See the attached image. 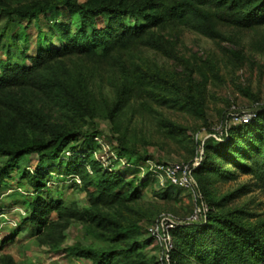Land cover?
Masks as SVG:
<instances>
[{"label": "rangeland", "instance_id": "1", "mask_svg": "<svg viewBox=\"0 0 264 264\" xmlns=\"http://www.w3.org/2000/svg\"><path fill=\"white\" fill-rule=\"evenodd\" d=\"M34 1L49 0H0V67L10 56L29 65L28 59L37 55L40 30L49 34L44 46H61L58 38L51 37V28L70 21L66 11L47 12L40 29L18 18L8 22L2 12ZM98 1L139 4L144 0ZM208 11L212 30L198 31L171 20L154 22L142 36L114 45L106 54L67 53L45 64L36 84L0 92L1 142L25 137L33 125L32 108L41 111L51 127L39 130L40 134L59 130L76 136L50 165L56 171H46L47 187L41 197L135 228L131 235L109 241L102 228L71 221L58 243H43L25 220L27 204L35 194L23 176L35 171L37 159L26 156L0 184V264H94L70 251L78 245L123 253L110 264H171L173 229L160 228L153 236L152 228L164 220L203 225L200 200L206 199L243 227L264 232V185L256 175L223 165V173L193 176L195 186L181 189L150 170L149 163L202 161L207 138L220 141L224 125L237 126L240 118L245 122L264 109V23L240 27L219 20V9ZM124 21L128 26L135 23ZM105 26L106 19L98 18L97 28ZM189 98L200 103L202 115L195 113ZM260 121L264 123V118ZM171 124L185 131L173 130ZM60 162L89 173L98 164L100 170L122 176L121 198L91 207L85 184L79 177L59 173ZM3 163L0 157V167ZM48 220H56V215L50 214ZM183 264L196 261L187 256Z\"/></svg>", "mask_w": 264, "mask_h": 264}, {"label": "trees", "instance_id": "2", "mask_svg": "<svg viewBox=\"0 0 264 264\" xmlns=\"http://www.w3.org/2000/svg\"><path fill=\"white\" fill-rule=\"evenodd\" d=\"M214 5V6H211ZM208 8L219 9L217 18L222 22L240 27H251L264 23V0H144L139 4L122 1L77 0L34 1L23 7L2 10L8 22L14 18L34 22L39 29L42 16L51 10L66 11L70 21L53 25L51 37L58 38L59 47L44 46L49 34L38 31L37 55L29 58V65L14 60L10 56L0 67V92L11 87L36 84L39 71L54 58L65 54H84L92 51L108 53L114 45L137 39L152 26L165 20L178 21L203 32L212 30L211 14ZM106 19L104 28H97L98 18ZM124 18L132 19L133 26L125 24ZM144 19V23L140 20ZM51 41V40H49ZM195 113L202 115L201 105L189 98ZM32 126L27 129L21 141L3 143L0 140V157L4 159L0 167V184L10 178V172L30 155H36L35 171L24 173L26 185L35 196L27 204L26 222L35 228L36 236L45 244L53 245L62 239L63 232L71 221H87L102 228L109 241H116L131 235L134 227H123L102 215L92 214L90 210L78 212L68 209L59 201H47L40 192L47 187L46 171L60 159L64 148L75 139L74 134L59 130H50L40 134L39 130L51 128L45 115L32 108L29 111ZM264 109L255 111L247 122L237 126L224 125L220 141L212 136L203 143L202 161L193 172V176L210 172L223 173V165H231L245 174H254L264 185ZM173 130L185 131L172 125ZM242 159V160H241ZM217 161V162H216ZM98 165V164H97ZM96 165V166H97ZM59 173L79 177L85 184L90 205H109L121 198L124 186L123 177L114 172L102 171L95 165L89 173L85 168H70V164L60 162ZM99 166V165H98ZM62 169V170H61ZM62 175V174H59ZM152 176V173H148ZM171 185V184H170ZM172 187H176L171 185ZM94 189L89 192V188ZM125 196L135 197L134 194ZM207 204L208 212L204 215L203 225L184 224L172 230L175 249L170 253L171 264H183L185 258L193 257L196 264H264V232L257 228H245L237 220L217 212L216 202L200 200ZM54 213L56 220H48ZM71 252L86 258L94 264H110L112 259L123 253H106L76 246Z\"/></svg>", "mask_w": 264, "mask_h": 264}, {"label": "built area", "instance_id": "3", "mask_svg": "<svg viewBox=\"0 0 264 264\" xmlns=\"http://www.w3.org/2000/svg\"><path fill=\"white\" fill-rule=\"evenodd\" d=\"M240 122H243L241 118L239 119ZM247 122L248 120H244ZM201 161L199 158L195 159L192 162L186 164H150V170L155 175L164 176L170 182L171 185L176 186L181 189H190L195 186V181L193 178V172L196 168L199 167ZM208 212V208L205 204L201 205L200 208V216L205 215ZM179 224L175 225L170 220H164L160 224H156L151 232L153 236H155L160 228H166L167 231L170 229H175Z\"/></svg>", "mask_w": 264, "mask_h": 264}]
</instances>
